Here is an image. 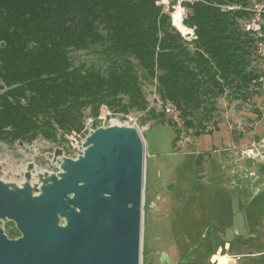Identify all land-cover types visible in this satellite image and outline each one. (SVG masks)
Here are the masks:
<instances>
[{"label": "trees", "instance_id": "16d2710c", "mask_svg": "<svg viewBox=\"0 0 264 264\" xmlns=\"http://www.w3.org/2000/svg\"><path fill=\"white\" fill-rule=\"evenodd\" d=\"M157 1L0 0V141L81 133L85 111L97 118L103 105L144 109L146 79L193 127L195 113L207 119L226 86L242 89L258 77L247 70L255 39L238 23L248 12L216 5L248 0L186 3L192 43ZM88 49L106 66L77 64L72 54Z\"/></svg>", "mask_w": 264, "mask_h": 264}, {"label": "rangeland", "instance_id": "374dc122", "mask_svg": "<svg viewBox=\"0 0 264 264\" xmlns=\"http://www.w3.org/2000/svg\"><path fill=\"white\" fill-rule=\"evenodd\" d=\"M159 1L167 13L178 5V0ZM256 3L264 7V0L234 4L248 12L238 23L255 39L247 70L258 77L242 89L226 86L209 103L207 119L198 111L192 117L194 126L188 127L169 100L180 115H168L163 106L167 101L155 80L146 79L144 109L114 113L103 105L97 118L90 109L85 111L81 133H67L63 138L59 133L56 141L42 135L33 141H0V179L17 187L29 183L39 194L46 179L63 171L65 158L76 159L84 153L92 131L111 125L133 126L144 142L140 264H165L163 252L173 264H227L229 256L215 252L218 246L224 247L226 232L235 242L247 245L243 247L264 250V56L257 52L259 33L247 30L255 18ZM259 22L264 30V15ZM179 31L187 42L196 39L190 31ZM190 48L194 49L193 44ZM72 56L77 64L99 58L93 49ZM98 63L106 66L102 59ZM13 222L0 218V227L8 236L16 228ZM212 252L218 260L215 263L209 262ZM258 264H264V255Z\"/></svg>", "mask_w": 264, "mask_h": 264}, {"label": "water", "instance_id": "95a60500", "mask_svg": "<svg viewBox=\"0 0 264 264\" xmlns=\"http://www.w3.org/2000/svg\"><path fill=\"white\" fill-rule=\"evenodd\" d=\"M33 165H30L32 168ZM35 194L0 179V264H140L144 142L133 126L99 127L84 153ZM30 178V172L26 175ZM165 264H172L162 253Z\"/></svg>", "mask_w": 264, "mask_h": 264}, {"label": "built area", "instance_id": "2783aa9c", "mask_svg": "<svg viewBox=\"0 0 264 264\" xmlns=\"http://www.w3.org/2000/svg\"><path fill=\"white\" fill-rule=\"evenodd\" d=\"M199 1H203V0H178V5L174 6V10L170 13L171 18H172V23L173 25L177 28L178 23L184 24V21L186 19L187 16V8H186V3H195V2H199ZM157 3L159 4L160 1H157ZM218 6H220V8L224 11H235L238 9H241V5L240 4H234V3H224V4H216ZM166 9H164L165 11ZM248 10V9H247ZM254 11H256V15L255 18L253 19V21L251 23H248L247 25V30H251L253 29L254 31H257L259 33V40L257 42V52L261 55L264 56V30H263V25H261V23L259 22L261 19V16L264 15V7L262 5H258L257 3L255 4V7L253 8ZM179 29V28H178ZM180 30V29H179ZM190 35L194 36V38H196L195 33H193V31H190ZM155 83L157 86V80L155 79ZM164 103V108L165 111L168 115L170 114H174L175 117H177V115H180V111H178V109L176 108V106L167 101V102H163Z\"/></svg>", "mask_w": 264, "mask_h": 264}, {"label": "crops", "instance_id": "0c3cea01", "mask_svg": "<svg viewBox=\"0 0 264 264\" xmlns=\"http://www.w3.org/2000/svg\"><path fill=\"white\" fill-rule=\"evenodd\" d=\"M238 233V229L236 230ZM236 235V234H235ZM224 247L219 246L215 252H220L223 254H227L229 256V262L227 264H258L260 257L264 255V250L256 249L251 247H243L247 246L246 244H242L235 242L233 238L229 237L227 232L224 235ZM209 254V262L215 263L218 260L213 259V253ZM212 255V257H211ZM255 260V261H253ZM173 264V263H172Z\"/></svg>", "mask_w": 264, "mask_h": 264}, {"label": "bare ground", "instance_id": "6f19581e", "mask_svg": "<svg viewBox=\"0 0 264 264\" xmlns=\"http://www.w3.org/2000/svg\"><path fill=\"white\" fill-rule=\"evenodd\" d=\"M177 26H178V28H179L182 32H184V33H187L188 31H190L189 28L186 27L184 24L178 23Z\"/></svg>", "mask_w": 264, "mask_h": 264}, {"label": "flooded vegetation", "instance_id": "af4514ba", "mask_svg": "<svg viewBox=\"0 0 264 264\" xmlns=\"http://www.w3.org/2000/svg\"><path fill=\"white\" fill-rule=\"evenodd\" d=\"M222 241H224V240H222ZM223 245H224V242H223ZM218 247H219V246H218ZM218 247H217V248H218ZM216 250H217V249H216Z\"/></svg>", "mask_w": 264, "mask_h": 264}]
</instances>
